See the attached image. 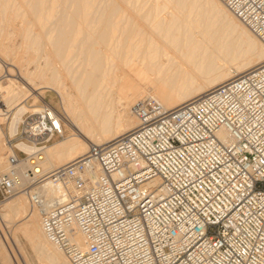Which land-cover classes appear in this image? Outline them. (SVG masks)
<instances>
[{"label":"built area","instance_id":"obj_1","mask_svg":"<svg viewBox=\"0 0 264 264\" xmlns=\"http://www.w3.org/2000/svg\"><path fill=\"white\" fill-rule=\"evenodd\" d=\"M220 1L264 43V0ZM131 112L133 129L44 175L32 161L63 137L58 111L24 112L0 205L25 193L72 264H264V60L175 107L144 97ZM47 177L56 194L34 189Z\"/></svg>","mask_w":264,"mask_h":264},{"label":"bare ground","instance_id":"obj_2","mask_svg":"<svg viewBox=\"0 0 264 264\" xmlns=\"http://www.w3.org/2000/svg\"><path fill=\"white\" fill-rule=\"evenodd\" d=\"M230 28L242 44L223 36ZM263 60L264 43L220 0H0V121L12 113L14 135L21 115L40 108L22 101L43 98L45 88L59 96L57 124L72 133L33 157L44 175L133 129L137 100L172 108ZM2 135L0 127V173L7 168ZM34 189L58 191L51 177ZM0 232L1 264L15 257L31 264L19 235L38 264H72L23 192L1 203Z\"/></svg>","mask_w":264,"mask_h":264},{"label":"rangeland","instance_id":"obj_3","mask_svg":"<svg viewBox=\"0 0 264 264\" xmlns=\"http://www.w3.org/2000/svg\"><path fill=\"white\" fill-rule=\"evenodd\" d=\"M228 28V27H227ZM220 29V28H219ZM222 29V31L224 32V30H223V28H221ZM234 29V28H233ZM233 29H227L226 31H227V33H226V31H225V35H223V32H222V34L221 35H223V36H225V37H227L228 38V41H230V39H231V42H230V44L231 45H234V44H242V41L240 40V36H238V34H237V32H238V30H235L234 32H233V34H232V32H231V30H233ZM219 31H221V30H218V34H220V32ZM231 32V33H230ZM229 33V34H228ZM239 33V32H238ZM242 39V38H241ZM233 40V41H232ZM237 42V43H236ZM234 43V44H233ZM243 47V46H242ZM2 83H3V81H2ZM44 91H43V94H44V97L43 98H40L39 96H36V95H29L26 99H25V101H22L21 103L23 104V103H25L26 105H28V107L29 108H34V107H41V105L43 104V103H49V104H51L57 111H58V113H60V114H63L64 112H63V109H62V107H61V103H60V98H59V96L53 91V90H51V89H49V88H45V89H43ZM35 96V97H34ZM28 111H30L29 109H28ZM10 114V115H9ZM11 114L12 113H10V112H7L5 115L6 116H8V117H6V118H4V119H2L1 121H0V127H1V130H2V133H3V135H2V138L1 139H3L2 141H3V145L5 146V150H4V152H3V154H4V156H6V154H7V152H9L10 151V143H11V141H9L12 137H13V135H11L10 136V131H9V122H10V117H11ZM61 127H62V129H63V137L62 138H56V139H54L53 141H51L47 146H49V145H51V144H53L54 142H57V141H59V140H62V139H64L65 137H67L70 133H72V131H71V129L66 125V123L65 122H63V121H61ZM14 151H16L19 155H21V153L20 152H18V150H16V149H14ZM13 196V195H12ZM12 196H10V197H7L6 199H4L2 202H4V201H6V200H8V199H10V198H12ZM4 231V230H3ZM5 232V231H4ZM3 232V233H4ZM0 236H2V234H1V232H0ZM19 237L21 238L20 239V242L22 243V245H23V247H24V249L26 250L25 252H27V255H28V258H29V256H30V258H29V261L30 260H32L30 263L31 264H38L39 262L36 260V259H34V256H32L33 255V253H32V250H31V248L29 247V245L25 242V239L21 236V235H19ZM24 240V241H23ZM24 242V243H23ZM25 245V246H24ZM27 247V248H26ZM31 250V251H30ZM32 256V257H31ZM20 261V263L19 264H26L25 262H24V260H23V258H20L19 259ZM34 261V262H33Z\"/></svg>","mask_w":264,"mask_h":264}]
</instances>
